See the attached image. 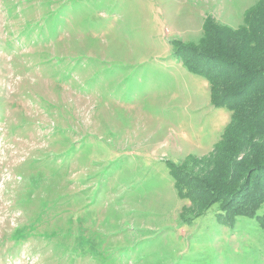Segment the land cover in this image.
I'll use <instances>...</instances> for the list:
<instances>
[{
    "label": "rangeland",
    "instance_id": "rangeland-1",
    "mask_svg": "<svg viewBox=\"0 0 264 264\" xmlns=\"http://www.w3.org/2000/svg\"><path fill=\"white\" fill-rule=\"evenodd\" d=\"M255 2L0 0V264H264L255 218L182 220L169 168L230 120L173 42L197 61Z\"/></svg>",
    "mask_w": 264,
    "mask_h": 264
},
{
    "label": "trees",
    "instance_id": "trees-1",
    "mask_svg": "<svg viewBox=\"0 0 264 264\" xmlns=\"http://www.w3.org/2000/svg\"><path fill=\"white\" fill-rule=\"evenodd\" d=\"M203 29L201 42L189 47L199 60L176 42L173 54L209 83L211 104L228 109L230 120L206 162L187 163L193 174L169 165L178 195L191 203L182 220L216 204L218 224L231 228L239 217L255 218L264 231V214L257 213L264 205V0L245 10L236 28L208 19Z\"/></svg>",
    "mask_w": 264,
    "mask_h": 264
}]
</instances>
